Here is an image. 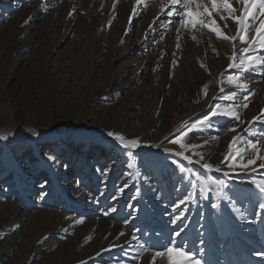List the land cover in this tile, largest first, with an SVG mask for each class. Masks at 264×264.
<instances>
[{
	"label": "rangeland",
	"instance_id": "374dc122",
	"mask_svg": "<svg viewBox=\"0 0 264 264\" xmlns=\"http://www.w3.org/2000/svg\"><path fill=\"white\" fill-rule=\"evenodd\" d=\"M197 2L211 10L210 0ZM229 2L239 17L244 5ZM171 7L169 0H0V264H167L155 250L168 246L175 231L170 221L179 213L185 219L177 227H187L176 243L201 264H264L256 255L264 252L257 202H223L213 184L264 181V159H257L264 156V119L253 121L264 113V73H243L246 89L230 83L228 75L237 74L228 69L233 53L238 59L248 44L183 25L166 15ZM212 20L223 35H237L223 9L204 17ZM217 103V112L235 104L239 121L217 115L211 128L186 141L205 147L185 150L170 142ZM25 126L80 134L51 137ZM108 131L142 146L126 156ZM233 137V154L247 155L225 160ZM89 138L99 139L85 146ZM248 141H259L260 152ZM181 151L192 164L175 155ZM194 151L213 172L196 163ZM49 153L58 162L52 167ZM43 191L49 194L41 198ZM110 207L117 211L104 215ZM136 229L139 241L131 238Z\"/></svg>",
	"mask_w": 264,
	"mask_h": 264
},
{
	"label": "snow or ice",
	"instance_id": "6c2138e0",
	"mask_svg": "<svg viewBox=\"0 0 264 264\" xmlns=\"http://www.w3.org/2000/svg\"><path fill=\"white\" fill-rule=\"evenodd\" d=\"M139 2V0H138ZM239 3H242L244 5L243 9L241 10V14L239 17H237L235 13V9L233 8L232 4L229 2V0H210L211 3V10H209L207 7H203L200 5L197 0H169L170 5L172 6L170 10L166 12V15L169 18H172L175 16H179L180 23L186 26H190L192 28H195L197 25H200L203 28H207L210 32H214L215 35L218 38H222L224 40H235L239 39L240 43L248 44V47H245L241 49L242 55L239 56L237 59L236 53H233V62L228 64V69H236L237 74L235 75H228V81L230 83H236V86L240 89H246L247 84L243 82L245 77L243 76V73L245 72H256L260 71L264 73V20H260V23L258 26L255 27V35H251V27L253 24H255V21L260 16H264V0H238ZM42 7H45L42 5ZM201 7H203V11H201ZM217 9H223L224 12H227L229 14V17L233 20V22L238 26L237 28V35L235 37H228L227 35H223L220 28L216 25V22L214 20L211 21V23H205L204 17L211 18V15L213 12H216ZM257 9L259 11H257ZM161 12H164L163 6L161 7ZM136 13V9L133 8V14ZM71 15V13H69ZM221 19H224L223 16H221ZM175 22L174 20H170L169 23ZM27 23V21H25ZM227 26V25H226ZM179 47V45H177ZM233 94L232 96H225L224 99L230 100L234 98ZM222 106L220 104H215L212 108V111L205 117L201 118L198 121L195 122H188L182 129L178 130L177 133L174 134L176 138L170 140L171 143L180 145L182 149L187 150L188 148L197 149L200 147H205L206 145H188L186 141L188 139H191V133L198 132L201 133L204 130L212 127V118L220 115L224 117H228L229 119L239 121V114L236 109L235 104H230L225 106V111L223 112H217L218 109H220ZM242 107H247V104L242 105ZM257 119H264V113H261L260 117H253V121ZM229 131H236V129L230 128ZM106 137L111 138L114 142L117 143V145L125 151V155H135V150L139 147H141V143L138 141V139H126L125 136L121 134L114 133L112 131H108L106 134ZM99 138H89L87 140V145H91L94 140ZM237 137H233L232 141L229 143V154L225 156V160H236L237 158L243 159L244 155H247L246 151H242L241 149H236L235 154H233L232 149L233 145L237 141ZM81 143L84 144L85 141L81 140ZM259 141L253 142L248 141V147L255 151L256 153L260 152V149L257 148V144ZM167 151V150H166ZM175 155L180 156L183 158V160L187 161L188 164H192L193 160L191 157L184 155V152H178ZM193 155L199 156V160L196 161V163L200 164L201 167L207 172L211 173L214 171L213 165H211L208 162L204 161V155L202 152H193ZM257 159H264V156L257 155ZM46 161L52 162L49 167H52L56 165L58 162L56 160V156L54 153L46 154ZM171 163L173 165L177 164L176 160H172ZM255 164V160L248 159L247 165H253ZM67 165H64L65 170H67ZM261 168H264V164L260 165ZM218 171V169H215ZM110 171V169H97V172H101L102 174H107V172ZM179 171L181 173V177L183 178V174L185 172V167L181 166L179 168ZM127 175V173H126ZM224 175H228V173H224ZM148 174H145V180L147 181ZM254 187H241L236 186L232 187L229 184L224 183L223 181L215 180L213 181V184L218 185V195L220 196L221 200L223 202H228L232 204L233 206L241 204L242 202L247 201L248 203H252L253 201L257 202V216L260 218H264V181L256 182L251 181L250 182ZM48 185L47 179L40 182L39 187L41 189H46ZM127 187V184L125 183L122 187L118 189L119 194H123L124 189ZM49 193L47 191H43L40 196L41 198L46 197ZM103 195V193H101ZM117 196H113V199H117ZM192 196L189 195L184 200L181 201V203L187 202L188 200H191ZM179 206V205H178ZM130 208H132L133 212H138L139 209H137L133 205H129ZM211 207L213 209H218L219 205L216 203H212ZM117 209L115 207H110L109 209H106L104 212V215H109L110 213L116 212ZM83 217L78 219L76 223H82ZM185 217L183 216V213L177 214L170 222L173 225L175 231L170 236L169 244L166 246L163 250H155V255L167 258V264H201V261L199 259H195L192 257L189 253L185 251V249L181 248L177 243L176 239L177 237H180L181 234L185 231L187 225L186 224H179L177 227L178 222L184 220ZM241 220H244L247 223H251L252 221L250 219H247L243 215L240 216ZM140 231V229H136L132 232L131 238L133 240L139 241L140 237L137 235V233ZM121 235H124V233H121ZM204 233H201V236H203ZM201 244H204L205 241L201 239ZM144 248V250H148L144 245L141 246ZM258 257H260L262 260H264V252L256 253ZM136 259H139V254H137ZM152 264H155V261H152ZM204 264H207L205 261Z\"/></svg>",
	"mask_w": 264,
	"mask_h": 264
},
{
	"label": "bare ground",
	"instance_id": "6f19581e",
	"mask_svg": "<svg viewBox=\"0 0 264 264\" xmlns=\"http://www.w3.org/2000/svg\"><path fill=\"white\" fill-rule=\"evenodd\" d=\"M153 32V31H152ZM148 34V33H147ZM144 38V37H143ZM49 87V86H48ZM237 89V88H236ZM34 95V94H33ZM61 96V95H60ZM21 99V98H20ZM38 102V101H37ZM35 108H37V107H35ZM68 108V107H67ZM13 109V108H12ZM64 111H66L65 110V108L63 109ZM12 112V110H10V113ZM18 112V111H17ZM28 112V111H27ZM27 112H26V114H27ZM48 115H50V114H47V116ZM17 116V115H16ZM48 118V117H47ZM38 120H40V119H38ZM83 120V119H82ZM85 121H87V120H85ZM51 124V123H50ZM53 124V123H52ZM46 125V124H45ZM54 125V124H53ZM61 127V126H60ZM25 128H27V129H30V130H33L34 132H38V133H43V134H48L49 136H51V137H53V136H57L58 138H66V137H69V136H71V137H74V136H76V134H80V131L79 130H77V132H75V131H65L64 129H61V128H48V129H44V130H37V129H31L29 126H25ZM27 129H25V130H27ZM0 134H3L2 133V131H1V129H0ZM55 138V137H54ZM110 139V138H109ZM109 141H111V140H109ZM246 247V246H245ZM99 254V253H98ZM37 255V254H36Z\"/></svg>",
	"mask_w": 264,
	"mask_h": 264
}]
</instances>
